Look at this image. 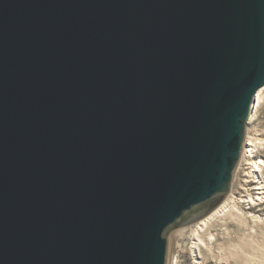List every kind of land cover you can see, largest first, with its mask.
<instances>
[{
    "label": "water",
    "instance_id": "95a60500",
    "mask_svg": "<svg viewBox=\"0 0 264 264\" xmlns=\"http://www.w3.org/2000/svg\"><path fill=\"white\" fill-rule=\"evenodd\" d=\"M262 86L264 0H0V264H167Z\"/></svg>",
    "mask_w": 264,
    "mask_h": 264
},
{
    "label": "bare ground",
    "instance_id": "6f19581e",
    "mask_svg": "<svg viewBox=\"0 0 264 264\" xmlns=\"http://www.w3.org/2000/svg\"><path fill=\"white\" fill-rule=\"evenodd\" d=\"M255 98V105L248 116L251 117L250 119L254 118L258 106L264 98V86L257 90ZM263 146V138L250 137L247 134L234 171L235 177L243 166V176L239 188L235 191L231 190L209 214L176 231L179 235L184 236L186 233L191 235L193 240L190 247L196 256H201L204 249L213 250L217 226H221V229H224L227 234H231V222L240 227H249L251 233L255 232L254 228L260 223L261 217L253 211L264 202V158L257 155L259 148H263ZM252 181L255 182L254 185H252ZM237 245L230 244L229 247L224 248V253L232 255L237 264H253L254 255L259 254V246L256 247L253 240L246 237H241L240 243Z\"/></svg>",
    "mask_w": 264,
    "mask_h": 264
},
{
    "label": "rangeland",
    "instance_id": "374dc122",
    "mask_svg": "<svg viewBox=\"0 0 264 264\" xmlns=\"http://www.w3.org/2000/svg\"><path fill=\"white\" fill-rule=\"evenodd\" d=\"M250 118L251 117H248L246 119L247 132L245 139L247 138V134L250 137L253 136L264 139V98L261 104L258 106L254 118ZM257 155L261 158H264V146L263 148H259ZM242 168L243 166H241L235 177V169L233 170L232 181L226 196L231 192V190L235 191L237 188H239V184L241 183V177L243 176ZM254 183L255 182L252 181V185H254ZM253 213L258 214L261 217L260 223L254 228L255 232L251 233V229H249V227H240L231 222L230 229H232V231L231 234H227L224 232V229H221V226H217L215 231L216 241L214 242L213 250L210 251L204 249L201 253V256H196L192 251L190 245L193 239L189 233H186L184 236L176 233L179 228L192 224L193 222L172 229L168 233L167 237V264H237L235 258L232 255H227L226 253H224V248H226L227 246L229 247L230 244L238 246L237 244L240 243L241 237L252 239L254 245H256V247L259 246V254L256 256L254 255L255 261L253 260L252 263L264 264V202L260 205V207L257 206Z\"/></svg>",
    "mask_w": 264,
    "mask_h": 264
}]
</instances>
